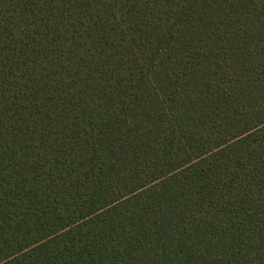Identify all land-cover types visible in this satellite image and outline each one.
I'll use <instances>...</instances> for the list:
<instances>
[{
    "label": "trees",
    "instance_id": "16d2710c",
    "mask_svg": "<svg viewBox=\"0 0 264 264\" xmlns=\"http://www.w3.org/2000/svg\"><path fill=\"white\" fill-rule=\"evenodd\" d=\"M0 264H264V0H0Z\"/></svg>",
    "mask_w": 264,
    "mask_h": 264
}]
</instances>
